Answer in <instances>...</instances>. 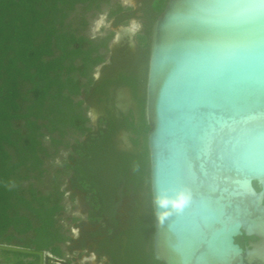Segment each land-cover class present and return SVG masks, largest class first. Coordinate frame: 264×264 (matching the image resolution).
<instances>
[{
    "label": "water",
    "instance_id": "water-1",
    "mask_svg": "<svg viewBox=\"0 0 264 264\" xmlns=\"http://www.w3.org/2000/svg\"><path fill=\"white\" fill-rule=\"evenodd\" d=\"M145 114L155 259L264 264V0H167ZM242 233L263 245L244 251Z\"/></svg>",
    "mask_w": 264,
    "mask_h": 264
},
{
    "label": "trees",
    "instance_id": "trees-1",
    "mask_svg": "<svg viewBox=\"0 0 264 264\" xmlns=\"http://www.w3.org/2000/svg\"><path fill=\"white\" fill-rule=\"evenodd\" d=\"M75 1L0 0V244L62 256L59 243L67 236L59 224L64 210L59 175L47 193L25 182L45 172L51 152L44 138L49 136L54 147L69 146L65 137L71 131L87 136L74 143L76 156L70 159L75 162L66 167L73 171L75 186L86 192L90 221H103L105 215L113 218L123 195L143 192V213L135 214L138 202L129 228L115 235L130 236L125 262L164 264L153 253L149 125L143 113L145 140L138 155L116 152L109 145V134L101 139L88 125L87 107L78 97L93 82L90 71L103 55L98 47L82 46L74 33L64 29L66 4L72 8ZM109 230L114 234L113 228Z\"/></svg>",
    "mask_w": 264,
    "mask_h": 264
},
{
    "label": "flooded vegetation",
    "instance_id": "flooded-vegetation-1",
    "mask_svg": "<svg viewBox=\"0 0 264 264\" xmlns=\"http://www.w3.org/2000/svg\"><path fill=\"white\" fill-rule=\"evenodd\" d=\"M166 2L76 0L72 8L70 2L66 4L64 29L74 33L82 46L98 47V53L103 55L102 61L90 71L93 82L82 90L80 99H84L86 111L96 115L93 123L95 134L101 139L103 134H109V145L124 155H138L143 149L145 139L141 119L144 113L147 122L145 109L152 29ZM99 19L101 23L95 28ZM81 37L83 40H80ZM79 42L75 45L79 46ZM86 138L84 136V140ZM74 162L75 159L72 164ZM69 184L73 192L84 193L87 219L77 226L78 235H66L67 239L59 243L62 256L44 251L53 257L49 264H80L78 259L82 257H89L83 264H92L93 260L95 264H129L125 262L124 254L130 236L115 234L129 228L138 202L141 206L135 214L143 213V192L123 195L113 218L105 215L103 221L93 223L90 221L86 192L76 187L71 178ZM124 192H127L126 188ZM123 200L126 202L122 205ZM109 228H113L114 234ZM235 242L244 251L263 245L261 238L245 233L238 235ZM32 261L33 264H46L37 254H33Z\"/></svg>",
    "mask_w": 264,
    "mask_h": 264
},
{
    "label": "rangeland",
    "instance_id": "rangeland-1",
    "mask_svg": "<svg viewBox=\"0 0 264 264\" xmlns=\"http://www.w3.org/2000/svg\"><path fill=\"white\" fill-rule=\"evenodd\" d=\"M100 23L101 19H99L95 28H98ZM78 98H80V96ZM86 113L90 117L88 125L93 128V123L96 121V115L90 110H87ZM65 140L69 142V146L61 144L54 147L51 145L49 136L44 138L45 144L49 147L51 152V155L48 156L44 162L45 172L39 178L34 176L31 177L29 181L25 182V185L31 182L37 189L47 193L51 189V184L55 175L58 174L60 189L63 191L62 203L64 204V210L59 217V224L66 235H78L77 226L87 219L88 208L85 202L84 193L77 190H74L73 192V190L70 189L69 179L71 178L73 171L71 169L67 170L66 165L68 163L72 164L73 160L70 159L71 155L76 156L73 148L74 143H76L77 140H84V136L70 131L66 135ZM57 171L61 172L57 173ZM139 197L142 198V193H140ZM121 202L123 205L126 201L123 200ZM122 205L120 207H122ZM87 258L89 259V257ZM87 258L82 257L81 259H78V261L80 264H83ZM20 260H22L24 264H27L32 260V257H24L17 255L15 252L0 250V264H16ZM94 262L95 261L93 260L92 264H95Z\"/></svg>",
    "mask_w": 264,
    "mask_h": 264
}]
</instances>
